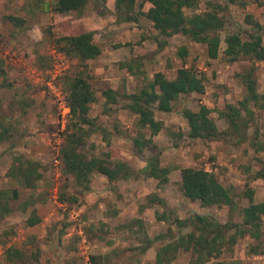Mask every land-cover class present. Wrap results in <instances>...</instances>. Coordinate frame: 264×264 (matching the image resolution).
<instances>
[{"label": "rangeland", "instance_id": "1", "mask_svg": "<svg viewBox=\"0 0 264 264\" xmlns=\"http://www.w3.org/2000/svg\"><path fill=\"white\" fill-rule=\"evenodd\" d=\"M206 1L200 0L197 12L206 11ZM210 1L220 6L217 12L224 21L216 59L207 57L205 45L185 36H161L144 17L124 22L113 0H89L81 10L66 14L52 11L53 0H0V60L6 75L0 88V124L8 130L0 142V191L8 193L12 209L0 217V264H29L28 260L7 262L8 248L23 251L28 259L38 251L40 264H90V256L101 257L100 264H158L161 251L163 264H199L200 258L204 264H264V217L258 239L248 232L222 228L219 253L207 260L204 255L198 257L192 246L178 247L182 238L199 235L191 223L194 216L211 217L222 226L240 224L241 209L249 204L248 189L253 203L264 202V180L256 177L264 160V151L256 145V138L264 141V100L247 104L249 114L243 111V115L248 128L242 137L226 133L212 140H191L185 136L187 124L180 113L197 112L200 106L210 110L218 131H227L219 112L245 98L246 90L236 75L246 69L253 68L257 91L264 95V61L241 58L227 63L223 56L226 35L238 33L246 40L253 32L248 21L264 25V0ZM7 16L24 24L16 28ZM82 31H92L93 42L101 50L97 58L85 62L95 96L89 117L97 131L86 140L83 152L87 157L108 154L124 159L139 174L109 183L94 172L86 191L62 171L60 150L70 114H63L58 97L47 88L50 80L65 96L66 82L81 71L80 61L58 51L54 39ZM261 36L264 43V32ZM163 42L167 45L162 47ZM180 47L187 49L185 59L178 56ZM184 60L185 67L203 77L204 93L180 96L172 112L155 110L154 117L164 129L152 138L156 148L145 149L137 157L132 140L149 134L122 108L128 102L125 97L137 93L157 72L174 78ZM125 65L132 67L130 73ZM108 91L114 100H108ZM154 155L159 166L170 171L165 184L144 176ZM28 163L38 166L42 175L33 189L21 187L10 174L13 165ZM182 168L212 172L230 191L234 205L204 208L185 198L180 190ZM12 190L19 193L17 199H10ZM59 193L76 196L78 201L60 203ZM32 209L40 223L28 227Z\"/></svg>", "mask_w": 264, "mask_h": 264}, {"label": "trees", "instance_id": "2", "mask_svg": "<svg viewBox=\"0 0 264 264\" xmlns=\"http://www.w3.org/2000/svg\"><path fill=\"white\" fill-rule=\"evenodd\" d=\"M53 1L52 11L57 14L79 11L89 2V0ZM96 1L106 3L108 0ZM220 1L225 4H234L236 0ZM113 2L116 12L119 16H122L124 22H138L140 17H144L161 36L169 38L180 34L192 42L205 45L209 59L218 57L221 43L219 33L224 26V21L217 12V8L220 9V6L214 5L212 1H206V11L201 13L196 11L200 0H113ZM147 4L148 7L145 9ZM185 10L190 11V15L185 14ZM6 20L16 28H20L24 24L23 20L13 16H7ZM249 22L252 25L253 32L248 34L246 40H243L238 33H230L223 38L225 44L223 56L227 63H234L241 58H247L255 62L264 61V43L261 36V33L264 32V25L258 22ZM61 28L66 30L67 33L69 32L68 27L61 26ZM93 34L92 31L70 32L54 39L58 51L69 58L78 59L82 66L81 71L66 82L65 99L70 111V121L65 129L60 160L63 173L71 177L83 191L88 189L90 176L94 172L104 175L109 183L126 181L139 176L137 171L124 159H116L108 154L104 156L105 158L87 157L83 152L86 140L92 133L97 131L95 122L89 117V108L95 102V96L89 83L91 77L85 65L86 61L95 59L101 54L100 48L93 42ZM161 45L163 47L167 43L163 42ZM187 55L188 52L185 47L178 49L180 58L185 59ZM125 66L126 71L130 73L132 67L130 65ZM236 76L245 88L246 96L238 106L228 104L219 112V117L224 119L227 124V131H218L215 123L209 117L210 110L205 106H200L197 112L185 109L180 113L187 124V133L185 134L187 138L191 140H212L226 135V133L231 136H243L244 130L246 131L248 128L243 111L248 115L247 104L257 105L260 100H264V95H260L257 91L253 68L246 69ZM5 79L3 63L0 60V80H2L0 88L5 86ZM193 93H204L203 77L198 76L193 68L185 67L184 60L183 65L176 70L174 78L168 79L164 74L157 72L137 93L126 95L125 99L128 102L122 108L135 115L139 127L149 134L147 138L140 135L141 137L132 140L137 157L141 156L145 149L156 148L152 138L164 129L163 123L155 119L154 111L172 112L173 102L180 96ZM105 95L108 100H114L110 91L106 92ZM7 134L8 130L0 124V142L5 140ZM170 137H174V133L170 134ZM256 140L257 149L264 151V141L261 142L257 138ZM37 168L38 166L31 163L25 166L13 165L10 174L21 187L33 189L37 186L36 183L42 179V175ZM169 173V169L159 166V157L154 155L149 160V168L144 176L154 178L160 184H165L168 182ZM256 177L264 180V160L262 161V167L256 172ZM180 190L185 198L190 201H198L204 208L214 206L232 207L234 205L230 191L219 182L212 172L204 169L182 168L180 170ZM11 194L10 199H17L19 196V193L15 190H12ZM245 196L249 200V204L241 209L242 222L240 224L222 226L211 217L196 215L192 218L191 223L195 225L199 235L189 234L187 240L183 238L180 240L178 247L187 250L192 246L198 257L204 255L207 260L212 254L217 255L219 253L218 248H220L223 241L222 228L236 229L239 234L248 232L252 237L258 239L262 217H264V202L253 203L250 189L246 191ZM77 201L76 196L67 198L65 194L59 193L60 203L73 204ZM28 206L29 203L24 204L25 208ZM11 212L8 193L0 191V217H4ZM38 223H40V218L32 209L26 220V225L31 227ZM179 224L184 225L183 222ZM170 247L176 249V246L170 245ZM161 252L157 254L158 264H163ZM4 255L7 262L28 260L29 264H40L38 251L32 252L29 259L23 251L14 248L6 249ZM100 258L90 256L89 263L100 264L98 261ZM199 264H204L201 258Z\"/></svg>", "mask_w": 264, "mask_h": 264}, {"label": "built area", "instance_id": "3", "mask_svg": "<svg viewBox=\"0 0 264 264\" xmlns=\"http://www.w3.org/2000/svg\"><path fill=\"white\" fill-rule=\"evenodd\" d=\"M47 88L50 92H52L54 95H56L59 99V105L61 109L63 110V114L68 116L70 114L69 107L67 105V101L65 99V96L61 94V92L55 87V85L49 80L47 83ZM62 127L65 126V123L61 124Z\"/></svg>", "mask_w": 264, "mask_h": 264}, {"label": "crops", "instance_id": "4", "mask_svg": "<svg viewBox=\"0 0 264 264\" xmlns=\"http://www.w3.org/2000/svg\"><path fill=\"white\" fill-rule=\"evenodd\" d=\"M146 6H148V5H146ZM147 20V19H146ZM148 21V20H147ZM132 116H134V117H136L135 115H132ZM137 118V117H136ZM159 133H161V132H159Z\"/></svg>", "mask_w": 264, "mask_h": 264}]
</instances>
